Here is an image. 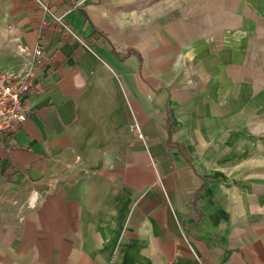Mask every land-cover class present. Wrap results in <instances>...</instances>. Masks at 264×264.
<instances>
[{
    "label": "crops",
    "instance_id": "1",
    "mask_svg": "<svg viewBox=\"0 0 264 264\" xmlns=\"http://www.w3.org/2000/svg\"><path fill=\"white\" fill-rule=\"evenodd\" d=\"M20 44L0 264H264V0H0Z\"/></svg>",
    "mask_w": 264,
    "mask_h": 264
},
{
    "label": "built area",
    "instance_id": "2",
    "mask_svg": "<svg viewBox=\"0 0 264 264\" xmlns=\"http://www.w3.org/2000/svg\"><path fill=\"white\" fill-rule=\"evenodd\" d=\"M44 10H48L46 4L41 3ZM60 27L70 33L62 17H56ZM18 52L33 56L32 67L22 73L0 72V133L11 134L14 127L25 120L28 105L25 96L35 88L36 70L42 62L41 46L37 44L33 49L25 45H18ZM138 139L144 140V135L137 123L131 125Z\"/></svg>",
    "mask_w": 264,
    "mask_h": 264
}]
</instances>
